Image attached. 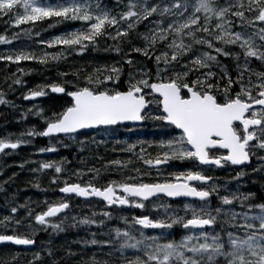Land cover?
<instances>
[{
	"label": "snow or ice",
	"instance_id": "snow-or-ice-1",
	"mask_svg": "<svg viewBox=\"0 0 264 264\" xmlns=\"http://www.w3.org/2000/svg\"><path fill=\"white\" fill-rule=\"evenodd\" d=\"M50 18H56L58 22L77 21L80 27L49 41H40L48 48L61 46L64 51L82 53L90 46L95 47L98 40L107 38L113 41L111 50L120 53L122 46L131 45L135 39L142 46L131 47V52L141 54L153 63L155 74L153 76L145 64L127 58L123 60V65L128 66L126 78L123 66H116L121 63L117 61L111 66L95 67L87 73L78 70L73 73L75 82L65 80L62 84L39 85L37 90H29L24 99L45 97L49 91L70 99L66 101L67 106L61 105V110L53 109L51 115L43 117L46 127L42 132L37 133L33 129L27 135L74 138L86 135L82 132L86 129L95 130L103 126L108 130V126H120L125 121L152 119L173 131L179 130V135L161 139L155 144L157 154L154 158L142 142H138L141 143L139 153L135 151V143L121 149L134 154L149 169H159L174 160L198 162L197 167L245 165L253 156L264 164V156L259 155L264 152V71H254L250 64L255 58L264 65V0H115L114 7H109L104 0H0V20L14 28L31 25L23 29L26 35L39 22ZM140 25L147 26V30L140 33ZM0 43L10 45L11 40L0 35ZM232 48L238 51L233 52ZM64 51H45L42 55L23 50L9 51L0 53V61L18 65L22 61L35 60L43 64L48 60L61 59ZM221 56L235 59V78L229 68L220 63ZM17 72L23 74L24 70L18 68ZM65 75L61 73L62 77ZM14 83L20 84L21 80L17 77ZM68 86L73 90L69 91ZM154 94H158L159 99ZM148 96L152 99H146ZM9 103L0 92V104ZM153 103L158 105L156 111L160 114H152L150 106ZM35 114L43 116V112ZM22 143L28 141L19 137L15 142L8 138L0 139V153L6 149L15 150ZM80 143L86 145L87 141ZM214 149H225L226 154L214 156L211 154ZM45 151L55 152L56 149H40V152ZM130 163L116 159L104 167L119 171L123 177L122 169ZM63 164V159L40 162L39 169L32 171L54 169L57 175L52 183L59 184V174L64 172ZM23 166L20 165L21 168ZM89 171L95 176L87 184L71 183L69 177L59 192L66 196L75 194L83 198H99L107 206L127 205L140 209L146 207L145 201L161 194L196 198L201 202L198 206H183L185 213H190V218L187 215H169L166 220H154L149 215H141L133 217L132 223L152 229H170L181 224L185 230L200 231L198 235H185L179 241L166 240L164 236L145 237L141 231L142 239L137 240L128 231L117 228L114 240H85V245L101 244L111 248L118 241L121 252L127 248L138 249L141 254L128 260L127 264H264V197L257 202L254 193H231L219 196L221 207L212 209L209 198L217 192L216 186L213 184L210 189L193 186V182L205 185L212 180L200 171L186 170L175 174L174 179L155 183H144L138 175L128 176L119 181L108 180L99 186L96 177L100 176V170ZM136 172L139 173L140 169ZM73 175L79 178L83 173ZM243 175V172L237 173V177ZM33 186L39 187V184ZM237 201L244 209L241 212L224 207ZM43 203L47 208L34 215L35 224L43 228L50 226L53 232H63L65 221L60 224H50L49 221L65 213L70 204L67 200ZM162 207L166 213L175 212L168 205ZM24 208L28 210L27 217L15 220L18 210ZM32 213L27 201L12 206L10 215L0 219V227L8 230L9 225L14 224L11 230L17 232L24 227L25 219H33ZM221 215L225 219L219 232L214 228L215 234L203 230L205 226L216 225ZM103 216L110 218L111 214L103 212ZM71 219V227L95 223L88 217L77 220L73 216ZM27 227L29 234H0V244L10 242L17 246H34L35 240L29 235L34 236L36 229L31 223ZM20 255L18 252L0 253V264H18ZM49 255L53 253L49 252ZM67 255L71 257L75 253L68 252ZM95 256L93 254L87 264H109ZM40 259L39 252L32 253L28 264H39ZM51 264L59 262L53 260Z\"/></svg>",
	"mask_w": 264,
	"mask_h": 264
},
{
	"label": "trees",
	"instance_id": "trees-1",
	"mask_svg": "<svg viewBox=\"0 0 264 264\" xmlns=\"http://www.w3.org/2000/svg\"><path fill=\"white\" fill-rule=\"evenodd\" d=\"M55 2V0H52ZM104 3L109 7L115 6V0H104ZM49 25H54L49 27ZM31 25H25L23 28H14L11 26H6L3 20H0V35H5L11 40L10 45H5L0 43V53H5L9 51H28L34 52L37 55H42L43 52H60L64 51L61 46H55L48 48L46 44H41L40 41H49L53 37L67 33L69 31L75 30L80 27V22L77 21H57L56 18H50L44 22H39L36 27L32 28L29 34H24V28H30ZM147 30V26L140 25L138 31L143 33ZM40 36H35L37 38L27 39L31 37L32 34ZM15 37V38H14ZM113 41L107 38H102L97 41L95 47H88L84 52H69L64 51V56L56 61L48 60L47 63H39L38 61H22L18 65L0 61V92L4 93V98L11 103L18 102L22 100L23 95L28 93L29 90H37L39 85H52V84H62L65 80L70 82H75V76L73 73L78 70H82L84 73L91 72L93 68L100 67L104 65L111 66L117 61L121 62L116 66H123V75L126 78L128 75V66L123 65V60L127 58H132L138 64L143 63L146 65L147 70L155 74V65L146 60L141 54L131 52V47L142 46V44L135 39L131 45L122 46V51L117 53L111 50ZM231 50V49H230ZM125 54H128L127 56ZM222 61L226 63L229 69L232 68V62H229L228 57H219ZM21 68L24 70L23 74L17 72V69ZM13 73H16L14 76ZM61 73L66 74L61 76ZM8 77V79H6ZM17 77L21 80L20 84L14 83ZM83 77H81L82 79ZM11 86V87H9ZM68 90H73L68 86ZM69 100L67 96H57V95H47L42 98V109L45 116L51 115V110L59 111L61 110V105L67 106L66 101ZM4 104L0 105V108L4 110L5 118H8L9 108L2 107ZM14 115V114H13ZM20 116V115H19ZM21 117V116H20ZM15 119V118H14ZM22 119H8L7 121L11 123V127L14 126V131H16V125L22 122ZM3 118L0 119V121ZM36 145L39 148L48 149L49 145L46 143L44 138L38 136L36 138ZM104 142L101 143L98 140L95 142L91 141L89 144L85 145L82 152L89 155L87 156L89 161L83 164L76 163V158L72 156V147H61L56 149L55 152H41L35 155V159H32L31 151H20L17 155H11L8 159H12L11 167L0 166L2 171L11 172V169L15 171L10 173V177L3 173V181L0 184V219L4 216L10 215V208L12 206H18L28 202V207L33 209V219L24 220V227H21L17 232H13L11 229L14 224H10L8 230L0 227L1 233L10 234H29L30 229L27 225L31 223L36 229L35 235L30 238L35 240V245L29 248H17V247H7L6 249L0 250V253H20V260L18 264H28L29 260H32V253H40L39 264H51L53 260L58 261L59 264H87V262L96 254L95 258L99 261H112L116 264H127L128 260L133 259L134 251L124 249L122 252L119 250V243L115 242L117 245L113 247L97 245H85L83 242L85 240L96 239L98 241L106 240V235H108V240H111L112 230L108 229L101 230L98 229V224L101 221V217L97 214L93 216V213L101 211L102 203L97 200H80L73 198L71 200L70 210L76 212L79 219L85 217L92 218L95 223L90 225H78L77 227H71L73 223H68L67 219H62V217H56L50 219L49 223L60 224L61 221H65L62 225L64 227L63 232H53L51 227L43 228L35 224L34 213L47 206L44 201L48 203L57 202L60 199V195L57 192L58 186L63 184L65 179L71 177L70 182H89L95 176V173L90 172L89 169H99L100 176L96 177L98 181V186L100 184H105L108 180H119L122 176L119 171H115L111 168L105 169V165L111 160L119 159L121 161H131L133 163L134 158L124 157L116 149L112 150V146L108 145L105 148ZM106 150L109 154L106 155ZM105 151V155H104ZM44 153V154H42ZM63 159L64 172L59 174V184H53L52 179L57 174L54 169H48L44 171L33 172V169H39L40 162L48 161H61ZM124 159V160H123ZM107 162V163H106ZM20 165H24L22 168ZM124 169H122L123 171ZM76 172L83 173L82 176L77 178L73 175ZM124 177H127L126 171H123ZM122 179V178H121ZM95 182V181H94ZM39 184V187H34L33 185ZM8 207V208H6ZM69 210V211H70ZM28 210L26 208L19 209L18 214L14 216L15 220L27 217ZM105 238V239H104ZM52 252L53 255H49ZM68 252L75 253L74 256L69 257ZM112 253L111 255H107ZM10 258V257H7Z\"/></svg>",
	"mask_w": 264,
	"mask_h": 264
},
{
	"label": "flooded vegetation",
	"instance_id": "flooded-vegetation-1",
	"mask_svg": "<svg viewBox=\"0 0 264 264\" xmlns=\"http://www.w3.org/2000/svg\"><path fill=\"white\" fill-rule=\"evenodd\" d=\"M236 90L238 91V86ZM234 94L235 92H233V95ZM150 97L151 96H148L147 98L150 99ZM147 121L153 122L155 124L154 126L148 127L151 130H153L151 135L145 136V135H141V133L138 132L137 137L134 139L137 142H142V144H144V148L151 154L152 157H155L157 154V150L154 147V145L157 144L161 139L167 140L172 135H179V130L173 131L171 128L165 126L167 132L162 133L160 131L161 128L157 126L159 123L158 121H154L152 119H147ZM234 123L239 124V122H234ZM143 125H139L138 127L145 128L146 126ZM132 127L134 129H138L136 126H132ZM150 145L152 146L150 147ZM211 154L214 156L225 155L226 150L214 149L211 150ZM259 155L264 156V152H260ZM197 164L198 162H194V161H179V160L170 161L169 164L162 165L160 166L159 169L156 168L157 172L160 174L159 182H163L167 179H174L175 174L184 172L186 170L200 171L202 172V174L212 177V180L209 184L201 185L200 182H193V186H196L198 188L204 187L205 189H210L213 184L216 186L217 192L212 193V195L209 198V205L212 209H215L216 207H221L220 200L218 199L219 196L229 195L231 193H236L237 195L241 193L247 194L249 192L254 193L255 197L257 198V202L260 197H264V164H262L261 161H259L256 156H253L250 162L246 163L245 165L234 166L228 164L225 165L224 167H216V166L197 167L196 166ZM254 169H258V170L254 171ZM239 172H243L244 175L237 177V173ZM154 200L165 201L166 204L170 206L171 209L175 210V212L166 213L162 211L161 208L140 209L127 205L119 206V207L110 206L109 208H111L113 211L115 209H119L121 212H126L127 213L126 219L130 221H133V217L141 216V215H149L150 218L154 220L155 219L166 220V217L169 215H179V216L187 215L190 218V213L186 214L185 211L183 210V206L185 204L198 206L201 203L199 200L192 197L166 198L163 196H159V197H153L148 201H154ZM232 206L236 210V212H241L242 210H244L238 201L235 202ZM232 206H228V207L231 208ZM224 219H225L224 216L221 215L220 217H218V221L216 225L205 226L203 230L209 232L214 228L216 232H219ZM167 222H171V221L167 220ZM224 226L229 227L228 225H224ZM163 230L168 231V233L172 237L185 236L190 234L194 235L196 234V231H200L198 229H193L191 231L185 230L181 224H175L170 229H146L145 231L146 232L153 231L155 233Z\"/></svg>",
	"mask_w": 264,
	"mask_h": 264
},
{
	"label": "rangeland",
	"instance_id": "rangeland-1",
	"mask_svg": "<svg viewBox=\"0 0 264 264\" xmlns=\"http://www.w3.org/2000/svg\"><path fill=\"white\" fill-rule=\"evenodd\" d=\"M239 30V29H237ZM33 38H37L35 37L34 34L31 35V37H28L27 39H33ZM257 43H259V41L257 40ZM241 62H242V57H241ZM256 61H250V64L254 65V67H257L256 65ZM258 68V67H257ZM232 72L236 74V63L232 61ZM112 85H109V87H111ZM222 87V86H221ZM18 104V106H17ZM156 104V103H153ZM41 103L40 102H17L14 104L9 105V115L8 118H5L4 116H1V118H3V120L0 121V139L3 138H8L10 139L12 142H15L16 139L19 137L22 140H26L28 141V143H23L25 146L23 148H18L17 150H13V149H6L3 153H0V166H8L9 164L12 163V159H8L9 156L11 155H17L20 153V151H31V158L35 159V155L40 152V149H35V147H32L31 141L35 138V136H29L27 135V133L29 132V130H35L37 133H39L41 130V125L42 123H44V115L40 116V115H36V112H41ZM35 106V107H34ZM16 110V111H15ZM31 110V111H30ZM152 110V114H153ZM28 113V116H23L22 118V122L16 125V131H14V126L11 127V123L8 122V119H13V121L15 119H21V113ZM3 112H0V114H3ZM14 114V115H13ZM20 115V116H19ZM0 118V119H1ZM15 118V119H14ZM99 130V131H98ZM98 130H93V131H87L86 135H79V136H75L74 138L72 136H64V137H47L46 139V143L49 144V148L54 147L55 149H59L61 147H72L73 148V153L71 154L72 156H74V158H76V163L78 164H83L89 161L88 159V155L89 153L85 154L82 152V149L85 145H82L80 143V141H87L86 145L89 144L90 140H96V139H100L101 136H105L108 132V130L105 129H101L98 128ZM23 134V135H22ZM22 137V138H21ZM32 149V150H31ZM107 163V162H106ZM11 167V166H9ZM10 168L7 169L6 171H3L2 173H4L6 176L10 177V173H13L15 170L11 169V172H9ZM225 208H228V206H224ZM164 209V208H163ZM232 211L236 210L233 208V206L231 207ZM68 214V213H67ZM67 214L65 216H67ZM64 216V217H65ZM75 216L76 217V213L71 212L70 214V218ZM129 223L131 224V226L134 228L133 230V235L131 236H136L137 237V233L136 230L141 233V231L144 233L145 237L148 236H164L166 237V240H172L170 239L171 237L168 235V231H159L158 233H147L142 229H138L137 225H133L132 221H129ZM127 223H125V230L127 231ZM216 231V230H215ZM199 232V231H196ZM209 234H215L213 232V230H210L208 232ZM135 237V239H136ZM140 239H142V237H140ZM166 240H161L160 242H166ZM109 264H116L112 261L109 262Z\"/></svg>",
	"mask_w": 264,
	"mask_h": 264
},
{
	"label": "water",
	"instance_id": "water-1",
	"mask_svg": "<svg viewBox=\"0 0 264 264\" xmlns=\"http://www.w3.org/2000/svg\"><path fill=\"white\" fill-rule=\"evenodd\" d=\"M156 95H158V94H156ZM126 122H133V121H125V122H123V123H126ZM136 122H140V121H136ZM42 137H44V136H42ZM69 195H74V196H76L75 194H69ZM76 197H78V196H76ZM79 198H83V197H79ZM88 198H90V197H88ZM10 243V242H9Z\"/></svg>",
	"mask_w": 264,
	"mask_h": 264
},
{
	"label": "bare ground",
	"instance_id": "bare-ground-1",
	"mask_svg": "<svg viewBox=\"0 0 264 264\" xmlns=\"http://www.w3.org/2000/svg\"><path fill=\"white\" fill-rule=\"evenodd\" d=\"M222 86V85H221Z\"/></svg>",
	"mask_w": 264,
	"mask_h": 264
}]
</instances>
